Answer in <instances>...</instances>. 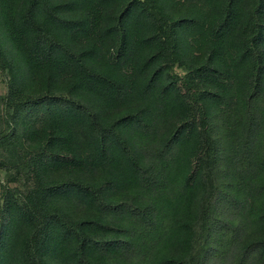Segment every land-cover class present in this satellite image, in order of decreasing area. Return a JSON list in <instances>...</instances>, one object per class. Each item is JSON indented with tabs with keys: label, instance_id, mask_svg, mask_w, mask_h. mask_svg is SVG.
<instances>
[{
	"label": "trees",
	"instance_id": "16d2710c",
	"mask_svg": "<svg viewBox=\"0 0 264 264\" xmlns=\"http://www.w3.org/2000/svg\"><path fill=\"white\" fill-rule=\"evenodd\" d=\"M0 32L9 104L34 115L8 121L34 187L4 207L0 264H204V237L237 239L210 213L241 209L214 184V129L235 107L245 138L259 123L264 171V0H0ZM163 171L179 191L158 223L137 192ZM256 194L238 264H264Z\"/></svg>",
	"mask_w": 264,
	"mask_h": 264
},
{
	"label": "rangeland",
	"instance_id": "374dc122",
	"mask_svg": "<svg viewBox=\"0 0 264 264\" xmlns=\"http://www.w3.org/2000/svg\"><path fill=\"white\" fill-rule=\"evenodd\" d=\"M1 46L4 47V44L0 43V49ZM175 70L179 75H183L180 69ZM10 83V76L0 55V226L4 222L5 205L22 203L34 187L28 168L31 150L24 139V133L22 131L14 135L9 133L8 121L12 122V119L20 121L23 113H26L16 112L14 106L9 104ZM263 109L264 100H260L256 105L259 118ZM26 117L29 121L34 120V115L30 113H26ZM246 126L243 114L237 107L224 112L216 121L214 143L219 149L220 163L217 172L214 173V184L223 189L222 191L233 195L241 209L234 213L219 204L210 209V213L216 217L232 222L238 230V237L230 241L224 229L216 230L217 234L204 237L193 251V255L197 257L200 256V252L209 251L207 257H204V264H238L242 248L255 230V221L250 216V210H256L259 204L256 191L259 184L264 182V171L260 166L261 134L258 123L253 127V135L245 138ZM144 143L146 146L150 144L147 141ZM178 191L176 177L167 176L163 171L157 189H143L137 193L140 199L151 204L156 221L160 223L168 217L170 210L174 211Z\"/></svg>",
	"mask_w": 264,
	"mask_h": 264
}]
</instances>
